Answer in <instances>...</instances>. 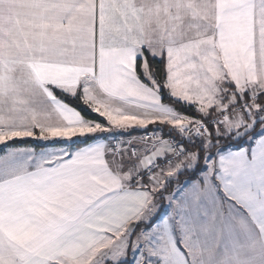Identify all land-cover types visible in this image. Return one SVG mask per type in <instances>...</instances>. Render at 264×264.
<instances>
[{"label":"snow or ice","instance_id":"obj_1","mask_svg":"<svg viewBox=\"0 0 264 264\" xmlns=\"http://www.w3.org/2000/svg\"><path fill=\"white\" fill-rule=\"evenodd\" d=\"M0 149V264H264V0H0Z\"/></svg>","mask_w":264,"mask_h":264},{"label":"trees","instance_id":"obj_2","mask_svg":"<svg viewBox=\"0 0 264 264\" xmlns=\"http://www.w3.org/2000/svg\"><path fill=\"white\" fill-rule=\"evenodd\" d=\"M163 98V97H162ZM0 151H2V149H0Z\"/></svg>","mask_w":264,"mask_h":264}]
</instances>
